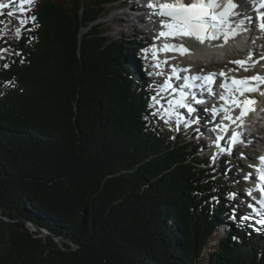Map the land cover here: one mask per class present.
<instances>
[{"label":"trees","instance_id":"16d2710c","mask_svg":"<svg viewBox=\"0 0 264 264\" xmlns=\"http://www.w3.org/2000/svg\"><path fill=\"white\" fill-rule=\"evenodd\" d=\"M116 1L38 0L0 61V264H264V227L209 245L231 176L152 114L139 38L99 24Z\"/></svg>","mask_w":264,"mask_h":264},{"label":"snow or ice","instance_id":"6c2138e0","mask_svg":"<svg viewBox=\"0 0 264 264\" xmlns=\"http://www.w3.org/2000/svg\"><path fill=\"white\" fill-rule=\"evenodd\" d=\"M26 0H20L19 11L23 13L25 11L24 4ZM28 3L31 0H27ZM246 0H171L170 3H160L159 5L149 3L148 7L152 8L155 15H159L161 20L159 21L161 25V31L158 33L156 39L159 38H184L190 37L196 39L200 43H204L205 40H217L221 37L227 42L229 38H234L238 35L239 30H243V25L245 19H250L246 14H243V19H240L242 15L241 9L245 4ZM8 7V5L0 3V9ZM261 8H264V3L260 4ZM9 16L13 15V12L8 13ZM236 18V19H234ZM32 21H35V17H31ZM261 23L260 28L264 30V13L260 16ZM20 24H26L27 20L20 19ZM167 29V31H165ZM17 34H19L20 29H17ZM177 51L181 55L189 52V49L181 45L179 48L176 45L165 44L163 48L157 49L156 45H152L153 59H156L157 51ZM145 52L148 50L145 49ZM168 60L165 59L162 63H167ZM233 63L242 67L245 71L248 70L247 61L236 60ZM161 61H157L155 67H160ZM7 67V65H5ZM179 71H188V69H176L173 67L171 75L164 81L162 85L159 86L160 92H166L171 89V93H178L177 96L167 99V107L161 103L164 99L161 97L158 99L159 92L156 96L152 97L154 104L160 105L163 109L162 112L158 110L157 114H160L161 119H165L167 123L173 115L176 116L177 130L180 123L183 121L185 127H189L192 123H196L195 120H184L182 114H180L178 109H186L188 114L196 112L197 109L194 105H199L204 103V101L198 98L197 91L207 92L209 95H215L212 88L207 85L215 84V77L213 74H208L206 76H179ZM157 75H162V73H157ZM221 76L225 74L220 73ZM175 76L176 79H183L184 83L178 87H174L171 84L172 77ZM197 81H202V83H196ZM251 81H257L260 84H264V77L259 75L247 78L237 79L233 77L230 82L227 80L220 85V87L225 90L227 95H221V100H229L231 107L221 106V111L226 113L224 119L229 120L232 123L237 121L243 122V118L249 113L255 110L256 101L250 98H245L243 100L239 97H244L245 93L258 91V84L253 85ZM264 95V93H261ZM234 109H240L239 116L233 117L230 113ZM214 115H217V109L213 108L210 110ZM213 131H222L227 133L228 127L217 125ZM239 133H233L230 137V147L234 146L238 141ZM223 139V136L217 135L216 146L220 147L218 141ZM220 151H225V149L220 148ZM215 159V157H213ZM261 167L257 168L258 172L257 185L255 189H249L248 195L251 196L254 190L262 193L261 198L258 200L260 208H256L254 205L250 204L249 207L252 208L253 212H257L259 215L264 217V157H260ZM245 179H252L251 173H249ZM255 199V198H254ZM260 224H264V219L257 221Z\"/></svg>","mask_w":264,"mask_h":264},{"label":"rangeland","instance_id":"374dc122","mask_svg":"<svg viewBox=\"0 0 264 264\" xmlns=\"http://www.w3.org/2000/svg\"><path fill=\"white\" fill-rule=\"evenodd\" d=\"M121 1H125V3H121ZM38 2V0H31L30 3L25 2L24 4V9L25 11L23 13H21L19 11V5H20V0H5V1H0V3L6 4L8 5V7L2 8L0 9V61L4 58V57H9L11 52H12V48L11 45L14 44L16 41L19 40L21 34L23 31L27 30V24L31 23V8L33 5H35ZM141 5V1L140 0H119L118 2L115 3H111V4H107L105 6V14L106 16L101 18L99 20V24L101 25V27L107 31V34L112 37V38H118L121 39L123 41H131V40H136V38H139V43H147V41H150L151 37H153V33L149 34L146 32H140V31H136L135 27H134V22H133V17L135 16V14L126 12L129 15H126L124 12V8L125 7H134V5ZM135 12L140 13V10L137 9L135 7ZM9 12H13V15L9 16L8 13ZM118 16L121 18V21L117 22L115 20V17ZM20 19H25L27 20L26 24H20L19 20ZM130 20V23L127 22V20ZM253 26H256V22L253 23ZM17 29H20L19 34H17ZM30 30V28L28 29ZM262 40V42L264 43V35L261 36L260 38ZM136 43V42H135ZM139 46V45H138ZM136 46H132L130 44H128V47L126 48V51L124 52V61L125 64H129L126 62L125 57L127 58V56L132 57V59H134V64L130 65L133 67V72H131V75L133 76V78H150V74H148L149 72V66H147V69L144 68L142 71L144 72L143 74L139 71L138 66L141 65L143 66L144 61L147 60V57L142 56L141 53L137 50H135ZM257 52H255L256 56H261V52H260V47L257 46ZM230 52H232V50H230ZM141 55V56H140ZM211 60V59H209ZM230 61V60H229ZM219 62H223L224 64L226 63L223 59H221ZM208 65H210L211 67L213 65H216L213 63V61H208L207 62ZM137 69V70H136ZM153 83H152V90H156L157 88H155V84L157 85V87L159 88V84H158V80L156 79H152ZM155 96L157 95V91L154 93ZM160 95L157 97L159 99ZM162 104H164L161 101ZM149 104L153 110V115H157L160 117V121L163 124V128H165L167 131H172L176 128L177 130V126H175L174 124V120L171 118L170 120H168V122H165V119H167V117H165V119H161L160 114L158 113V110L160 112L163 111V109L160 108V105L154 104L152 101V97L149 98ZM203 108H201L202 110ZM200 110V111H201ZM203 111V110H202ZM176 120V117H175ZM199 131L201 132V130H205V127L203 124L200 123L199 125ZM257 129V128H256ZM194 132V134L192 135V137L196 138L197 143H199V147L203 146L205 147L206 151H208V153L206 155L205 154V150L200 151L199 152V156H204L205 158H208L210 160L211 163H219L220 162V158H221V154L217 151H214L213 147L210 145V142L208 140H204L203 138L200 140L198 138V132L193 129L191 130ZM185 133L188 134V132L183 131ZM256 139L260 138L261 135L258 133L257 130H255L254 132ZM198 135V136H197ZM203 136V134H201ZM195 141V142H196ZM208 154L210 155L208 157ZM219 154V155H218ZM232 154L234 156V160L233 162H239V165H235V166H229L227 168V173L230 174V176L232 177H237L239 176V172L237 171V169L239 167H241L243 165V163L245 162V160L240 159V156L238 155V153H236V151L233 149L232 150ZM236 154V156H235ZM213 157H215V159H213ZM252 157V156H251ZM235 188V193L240 191V186L237 185H233ZM242 192V190H241ZM232 198V195H227L226 199H230ZM234 200V199H233ZM230 222V221H229ZM227 228L223 227V222L219 224L218 228L216 229V231L213 233L212 235V239L209 243L210 246H216L218 244V241L220 238L224 237L227 234ZM255 240L258 239L257 237L254 238ZM261 240H263L261 238ZM209 249L205 248V250L203 251V261L205 262V259H207V254H208ZM206 263V262H205Z\"/></svg>","mask_w":264,"mask_h":264},{"label":"bare ground","instance_id":"6f19581e","mask_svg":"<svg viewBox=\"0 0 264 264\" xmlns=\"http://www.w3.org/2000/svg\"><path fill=\"white\" fill-rule=\"evenodd\" d=\"M158 0H152L149 2H156ZM171 0H161L160 3H165V2H169ZM256 1V2H255ZM246 0L245 4L243 5V8L241 9L242 11V15L240 17V19H243V14H246L250 19H245L244 21V25H243V30H237L239 32L238 35H235L234 38H229L227 40V42H225V40L221 37L220 39L217 40H205L204 43H196L195 45L191 42H185L184 43L180 40V38L177 39H172V38H159L157 39L158 41H165L168 45H176L178 48L183 45L184 47H186L187 49H189V53L193 54V55H197L199 49H205V50H210L211 48H217L218 50H216V52H224L226 55L234 52L237 53L239 56H236V60H245L248 62V64H253L255 63V61L257 59H255V48L256 46H260L262 49V52H264V43L262 41H260V36L262 35V33L264 34V30H261L260 25H258L259 21H261V19H259V15L260 12L262 10H264V8L260 7V4L264 3L263 0ZM251 4H257V8H252ZM252 5V6H253ZM135 5L134 7H125L124 12L126 15V12L131 13L132 10H135ZM236 19V18H235ZM115 20L117 22L121 21V18L116 16ZM127 22L130 23V20L126 19ZM161 20V17H159L158 15L154 14V11L149 10L147 14H145L142 17V21L144 23L147 24L146 28L150 29L149 33H152L153 31V35H155L157 37L159 30L161 29V25L159 23V21ZM256 23V26H253L254 22ZM136 31H139L137 28H135ZM165 31H167V29H165ZM259 35V36H258ZM145 43H140V46L144 45ZM249 45V46H248ZM252 49L253 52H247V48L248 47ZM163 48V47H162ZM230 50H232V52H230ZM209 52V51H208ZM214 52V50L212 51ZM159 53V52H157ZM188 53V52H187ZM236 55V54H234ZM195 56V57H196ZM157 57V54H156ZM194 57V58H195ZM162 58H168L167 56L162 57ZM216 58V56L214 54H208L206 56V59H211L212 61H214ZM126 62L128 60L127 63H129L130 65L134 64V59H132L131 55L130 57L127 56V58L125 57ZM221 59H219L220 61ZM148 63V62H146ZM188 64V63H186ZM259 65V67L264 68V60L262 62L257 63ZM153 65H155V63H153ZM260 69V68H259ZM167 70V69H166ZM256 71H259L256 69ZM202 104L199 105H194V107L197 109L198 107H200ZM195 115L197 114L196 112L192 113V117L190 116L188 120H195L197 121L196 123H192L189 128L193 129L196 128V130H198L199 125L201 123L200 120H198L200 117V115L197 118H194ZM159 118V117H158ZM264 118V117H263ZM160 119V118H159ZM250 125V122H249ZM258 130H260L261 133H263V128H259L256 127ZM250 140H252L254 143L257 142V139L255 137V134L252 133L249 137ZM259 139V138H258ZM264 140L261 141V139H259V144H263ZM231 182V180H230ZM223 227L227 228V225H223Z\"/></svg>","mask_w":264,"mask_h":264},{"label":"water","instance_id":"95a60500","mask_svg":"<svg viewBox=\"0 0 264 264\" xmlns=\"http://www.w3.org/2000/svg\"><path fill=\"white\" fill-rule=\"evenodd\" d=\"M27 226L32 231H39L41 234H49L46 230L40 228L37 224L27 222Z\"/></svg>","mask_w":264,"mask_h":264}]
</instances>
